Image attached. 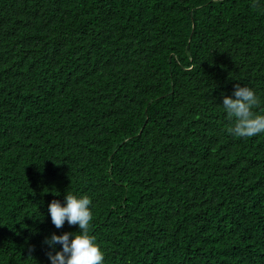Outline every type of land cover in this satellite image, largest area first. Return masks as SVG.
I'll list each match as a JSON object with an SVG mask.
<instances>
[{
  "label": "trees",
  "instance_id": "16d2710c",
  "mask_svg": "<svg viewBox=\"0 0 264 264\" xmlns=\"http://www.w3.org/2000/svg\"><path fill=\"white\" fill-rule=\"evenodd\" d=\"M264 0H0V264H51L91 200L103 264H264Z\"/></svg>",
  "mask_w": 264,
  "mask_h": 264
},
{
  "label": "clouds",
  "instance_id": "9594fccd",
  "mask_svg": "<svg viewBox=\"0 0 264 264\" xmlns=\"http://www.w3.org/2000/svg\"><path fill=\"white\" fill-rule=\"evenodd\" d=\"M258 104L259 98L250 87L236 84L233 95H225L222 103L228 118L234 119V125L228 128V132L240 138L264 133V114L253 110ZM90 204L87 196L77 197L71 192L66 195V205L59 200H52L49 204L48 211L57 229L63 228L65 221L69 225H79L80 229L76 233H53L45 238L44 243L52 248L62 245L61 250L48 252L51 264H103L104 253L90 234L93 218Z\"/></svg>",
  "mask_w": 264,
  "mask_h": 264
}]
</instances>
